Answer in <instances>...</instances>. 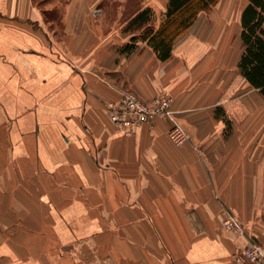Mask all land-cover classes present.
<instances>
[{
  "label": "crops",
  "instance_id": "crops-1",
  "mask_svg": "<svg viewBox=\"0 0 264 264\" xmlns=\"http://www.w3.org/2000/svg\"><path fill=\"white\" fill-rule=\"evenodd\" d=\"M134 1L0 0V264H238L247 236L264 247V97L238 68L247 1L199 12L164 60L125 25L150 7L157 29L168 0ZM126 90L168 93L171 117L119 131L106 102Z\"/></svg>",
  "mask_w": 264,
  "mask_h": 264
},
{
  "label": "trees",
  "instance_id": "trees-1",
  "mask_svg": "<svg viewBox=\"0 0 264 264\" xmlns=\"http://www.w3.org/2000/svg\"><path fill=\"white\" fill-rule=\"evenodd\" d=\"M218 0H168L167 6L157 29L150 21L153 12L150 7L137 11L129 18L125 30L131 32L142 29L140 38L146 40L159 59L171 55L174 40L185 32L201 11H207ZM240 14V38L242 52L238 62L240 74L249 85L257 89L264 97V0H246ZM136 35L124 50H131Z\"/></svg>",
  "mask_w": 264,
  "mask_h": 264
},
{
  "label": "built area",
  "instance_id": "built-area-1",
  "mask_svg": "<svg viewBox=\"0 0 264 264\" xmlns=\"http://www.w3.org/2000/svg\"><path fill=\"white\" fill-rule=\"evenodd\" d=\"M171 96L160 92L150 100L142 99L134 91L126 90L118 100L106 102L107 115L114 127L125 134L135 133L143 124L157 116L171 117ZM168 136L177 146L188 140L187 132L181 125L173 121ZM221 228L236 234H243L245 228L239 218L228 209H222ZM238 264H264V247L247 236L241 256L237 257Z\"/></svg>",
  "mask_w": 264,
  "mask_h": 264
},
{
  "label": "rangeland",
  "instance_id": "rangeland-1",
  "mask_svg": "<svg viewBox=\"0 0 264 264\" xmlns=\"http://www.w3.org/2000/svg\"><path fill=\"white\" fill-rule=\"evenodd\" d=\"M126 4H127V7H128L130 10L134 9L135 6H136L134 0H128V2H127Z\"/></svg>",
  "mask_w": 264,
  "mask_h": 264
}]
</instances>
